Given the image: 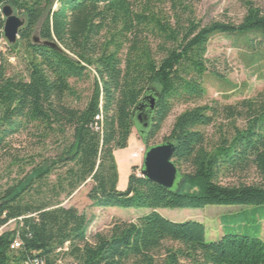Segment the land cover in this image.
Segmentation results:
<instances>
[{"label":"trees","instance_id":"trees-1","mask_svg":"<svg viewBox=\"0 0 264 264\" xmlns=\"http://www.w3.org/2000/svg\"><path fill=\"white\" fill-rule=\"evenodd\" d=\"M164 1L183 6L182 0H0V40L3 7L27 21L18 43L8 46L24 70L10 74L9 55H0V154L12 155L19 135L41 149L56 146L50 157L11 156L19 178L0 192V229L11 222L17 228L0 233V264H264L260 232L224 223L221 240L208 242L203 223H175L160 213L264 206V91L235 105H199L207 75L223 77L207 58L216 37L249 50L250 62H264V10L246 1L240 24L204 25L192 15H178L173 24L155 12ZM73 81H91V95L82 96ZM151 97L156 104L145 129L138 116L150 110ZM190 104L167 139L177 147L176 186H159L133 168L121 189L116 152L129 148L134 130L149 150L175 108ZM253 171L258 182L248 184ZM88 183L95 207L148 212L90 239L87 216L63 205ZM16 242L20 248L13 249Z\"/></svg>","mask_w":264,"mask_h":264},{"label":"rangeland","instance_id":"rangeland-1","mask_svg":"<svg viewBox=\"0 0 264 264\" xmlns=\"http://www.w3.org/2000/svg\"><path fill=\"white\" fill-rule=\"evenodd\" d=\"M139 4L143 0H136ZM252 1L258 7L264 10V0H182L183 6L178 5L175 8L171 1L156 3L155 12L163 21L176 22L178 15L189 17L193 16L204 25L213 22H225L240 24L245 15V2ZM187 8V9H186ZM186 12V13H184ZM151 42L156 50L159 43L158 39L152 34ZM8 42L5 38L0 40V55L5 53L9 55L10 74H17L24 70L23 64L14 55L8 52ZM251 52L241 49L237 42L230 38L220 36L213 39L208 46L207 58L215 66V69L223 76L215 77L208 74L205 79L207 96L199 105H207L214 101L222 105H235L245 99L255 98L260 92L264 91V62H250ZM79 93L85 98L92 93L93 84L91 81L72 82ZM195 107V104L181 105L175 108L170 117L164 123L162 130L156 138L150 143L155 147L169 142L173 125L176 118L186 110ZM207 133L210 137L215 135L214 128H208ZM12 155L0 154V192L12 185L19 178V164L13 161L11 156L22 159L25 155L36 156L42 153L46 157L55 154L56 146H48L41 149L36 146L35 141L28 140L26 135L13 137L11 140ZM148 148L143 144L138 130H134L131 137L129 148L116 152V161L120 172V188H124L126 177L132 173L141 176L144 168V161ZM137 152L138 158L134 159L132 155ZM31 168V167H30ZM52 181L55 178L52 177ZM246 183L252 184L258 182V176L253 171L244 178ZM233 181H225L232 183ZM91 183L81 187L70 198H63V205L67 208L74 207L80 213L85 214L90 221L89 238L92 239L96 234L109 233L116 221L122 220L127 222L136 221L139 217L148 211L139 209H101L95 207L93 202L88 198ZM160 213L166 219L175 223H184L187 221L201 222L206 226V239L208 242H218L224 236L227 229L224 225H234L237 231L241 233H257L264 241V206L262 207H244V206H215L207 207L203 210H171L161 209ZM248 218L246 221L241 222ZM226 221V222H225ZM241 222V224H240ZM225 223V224H224ZM17 228L15 222H11L0 229V233L13 231Z\"/></svg>","mask_w":264,"mask_h":264},{"label":"water","instance_id":"water-1","mask_svg":"<svg viewBox=\"0 0 264 264\" xmlns=\"http://www.w3.org/2000/svg\"><path fill=\"white\" fill-rule=\"evenodd\" d=\"M2 13L5 18L4 38L9 45L14 46L18 43L20 31L26 26L27 21L16 14L14 8L10 5L3 7ZM35 42L39 43V38H35ZM45 45L59 49L54 43H45ZM155 104L156 97H151L150 110L138 116L139 124L144 128L149 124L150 114L154 110ZM143 110H145L144 106L140 108V111ZM145 122L147 124H144ZM176 153L177 147L172 142L150 148L146 153L141 176L159 186L173 189L179 179V170L174 162Z\"/></svg>","mask_w":264,"mask_h":264},{"label":"built area","instance_id":"built-area-1","mask_svg":"<svg viewBox=\"0 0 264 264\" xmlns=\"http://www.w3.org/2000/svg\"><path fill=\"white\" fill-rule=\"evenodd\" d=\"M98 119H99V118H98ZM96 128H97V130H99V126H97ZM20 245H21V244H20L19 242H16V243L14 244V246H12V248H13V249H18V248H20Z\"/></svg>","mask_w":264,"mask_h":264},{"label":"bare ground","instance_id":"bare-ground-1","mask_svg":"<svg viewBox=\"0 0 264 264\" xmlns=\"http://www.w3.org/2000/svg\"><path fill=\"white\" fill-rule=\"evenodd\" d=\"M138 156H139V154H138L137 152H135V153L132 155V157H133L134 159L138 158Z\"/></svg>","mask_w":264,"mask_h":264},{"label":"flooded vegetation","instance_id":"flooded-vegetation-1","mask_svg":"<svg viewBox=\"0 0 264 264\" xmlns=\"http://www.w3.org/2000/svg\"><path fill=\"white\" fill-rule=\"evenodd\" d=\"M150 121H148V123H149ZM144 124H147L146 122L144 123ZM149 128V124H148V126L147 127H145V129H148Z\"/></svg>","mask_w":264,"mask_h":264},{"label":"crops","instance_id":"crops-1","mask_svg":"<svg viewBox=\"0 0 264 264\" xmlns=\"http://www.w3.org/2000/svg\"><path fill=\"white\" fill-rule=\"evenodd\" d=\"M128 176H129V175H128ZM128 176H127V177H128ZM127 177H126V184H127ZM119 183H120V182H119ZM126 184H125V186H126Z\"/></svg>","mask_w":264,"mask_h":264}]
</instances>
